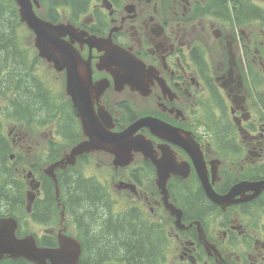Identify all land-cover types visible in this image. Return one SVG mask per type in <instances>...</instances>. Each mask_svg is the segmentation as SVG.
<instances>
[{
  "label": "flooded vegetation",
  "instance_id": "1",
  "mask_svg": "<svg viewBox=\"0 0 264 264\" xmlns=\"http://www.w3.org/2000/svg\"><path fill=\"white\" fill-rule=\"evenodd\" d=\"M65 1L53 0L52 19L56 23L73 25V34L64 38L72 46L75 44L83 57H92L93 84L88 97L104 129L121 131L141 117H154L168 124L181 137L194 138L210 172L215 166L217 168L213 184L220 194L228 193L245 179L257 181L264 177L262 161L255 158H261L264 151V13L245 24V17L250 14L245 12V0L241 23L233 19L237 18L235 9L240 0L235 1L233 10L230 0ZM253 2L264 7V0ZM95 41L99 44L88 43ZM107 43L142 62V74L134 85L119 88L116 79L101 64V57L109 47H105ZM256 73H261L263 78L259 85L251 79L245 80V76ZM57 80L65 88L66 95L64 102L57 99L54 103L61 104L62 108H50L45 113L49 101L36 88L37 83H29V113H25L20 124L13 126L12 134L14 142H23L21 149L26 146L37 149L46 137H53V130L47 131V116H52L55 110L59 121L66 120L64 127L69 139L67 149L58 160L63 157L68 160L73 149L89 140V135L76 115L66 84L59 75ZM102 84L107 87L100 94ZM209 120L213 123L225 120L226 124L220 126L226 128L223 140L219 139L218 131L216 140H209ZM30 121L36 122L35 127ZM257 122L262 129L258 135L249 130ZM137 134L152 141L157 157L160 158L164 150H171L179 168L190 169L187 179L174 174L169 179L171 198L183 209L185 227H177L175 219L167 215L158 190L154 189L156 166L141 152H135L132 162L124 166H115L114 155L104 150L84 153L77 156L74 164H68L67 169L81 166L94 171L92 179L82 185L88 192L83 196L89 203L87 215L100 209L105 218L113 213L134 217L138 214L139 218L147 220L148 215L154 214V218L167 224L168 234L177 243L178 252L169 264H264V235L252 231L248 216L251 201L245 200V190L232 205L213 202L198 185L191 156L172 142V133L158 137L150 128H144ZM245 146L254 150L248 151L253 158L246 154ZM107 168L116 171L115 178L102 174ZM49 180L41 170L36 172L26 167V175L20 181L26 197L20 200L19 206L28 218L31 212L40 219L54 218L61 203L58 197L49 195ZM197 193L206 203L200 218L187 214V201ZM89 194L94 203L90 202ZM257 199H260L257 205L264 207V196ZM62 220L59 225L58 221L55 225H40L45 243L54 244L51 238L63 226L70 233L66 216L64 223ZM201 232L214 249H208L202 242ZM161 248H165V244Z\"/></svg>",
  "mask_w": 264,
  "mask_h": 264
},
{
  "label": "water",
  "instance_id": "2",
  "mask_svg": "<svg viewBox=\"0 0 264 264\" xmlns=\"http://www.w3.org/2000/svg\"><path fill=\"white\" fill-rule=\"evenodd\" d=\"M21 6V16L28 26L36 34L35 44L39 49L42 57L48 61L53 62L57 69H67L68 87H71L75 95V106L78 109L79 116L82 118L84 129L91 136V141L79 145L74 153H83L91 149H107L116 155L117 164H129L132 161L133 153L135 151H143L147 156L152 158L153 162L158 167V185L164 196L166 202L169 198V190L167 188V180L169 170L165 168L171 162L169 159L158 160L154 155L153 148L150 142L143 136L135 137V133L143 128L150 127L152 131L159 133L166 132L169 127H161L162 122L156 118L146 117L142 118L126 130L120 133H111L102 128L98 129L92 121V116L88 112L89 103L85 97L87 88L85 85L91 83V71L83 68L81 57L74 51L61 36L71 33L73 27L66 25H55L52 22L39 18L33 9L31 0H17ZM39 4L38 0H35ZM99 42L96 44L98 45ZM107 53L101 58L103 67L108 68L113 74L116 81L121 84L132 85L137 80L139 68H143V64L132 54L119 47L109 45L106 49ZM84 94V95H83ZM171 132V131H169ZM186 149H192L199 159L196 158V166L203 185L206 188L208 195L219 203H233V197L241 192V190L254 191L250 198H255L260 195L264 186L262 183H240L228 194V197L222 198L214 192L209 183L207 167L205 161L198 151V149L190 144L180 143ZM192 152V151H191ZM193 156L194 153L192 152ZM69 160L66 159L53 166L48 170V173L55 177V168L61 164H67ZM170 212L181 219V212L175 209L171 203H167ZM16 225L13 220H2L0 222V259L4 257L9 258H25L36 264H79L82 254L81 243L68 235L59 234L58 247H39L32 236L19 239L15 235ZM201 240L208 249H214L205 241V236L201 232Z\"/></svg>",
  "mask_w": 264,
  "mask_h": 264
},
{
  "label": "trees",
  "instance_id": "3",
  "mask_svg": "<svg viewBox=\"0 0 264 264\" xmlns=\"http://www.w3.org/2000/svg\"><path fill=\"white\" fill-rule=\"evenodd\" d=\"M242 2L243 0L235 9V15L239 19H241L240 14L243 11ZM248 2V0H245V12L249 11L252 17H257V14L261 15L260 9ZM13 7H15L13 0H0L1 64L10 65L12 57H17L15 55V42L12 41L13 36L17 35V26L14 25L13 21L16 13L13 12ZM13 39H15L16 44L19 42L16 37ZM22 53L24 52L22 51ZM0 156H3V154L0 153ZM71 183L73 181L66 182L65 199L71 203L72 214L80 223L79 229L85 234L82 238L90 240L89 244L84 245L80 264H107L108 262L161 264L164 258V249L161 248V245L166 244L169 239L167 230L163 225L149 221L145 222L139 217H125L119 222L115 219L109 220L104 217V211L102 212L100 209L96 213L93 212V215H87L86 208L89 203L88 199H83V196H87L88 192L82 187L72 188ZM89 200L94 203L92 195H90ZM205 206L206 203L201 194L197 193L196 196L189 197L187 201V214L191 213V215L200 218V211ZM115 223L119 224V227ZM0 264L30 263L22 259H4L0 260Z\"/></svg>",
  "mask_w": 264,
  "mask_h": 264
},
{
  "label": "rangeland",
  "instance_id": "4",
  "mask_svg": "<svg viewBox=\"0 0 264 264\" xmlns=\"http://www.w3.org/2000/svg\"><path fill=\"white\" fill-rule=\"evenodd\" d=\"M38 14L41 17H44L46 14V11L43 9V6L39 9H37ZM17 35L19 36L20 39V46L24 47L27 51L28 58H30V61L33 62L36 52L38 51L34 48V38L33 35L30 34V30L27 28L26 24H22L21 22L19 23V26L17 28ZM43 60V61H42ZM39 60L36 65V73L45 81V83L50 86L53 89V92L57 95L62 96L65 92V88L58 82L57 76L59 75L61 78L64 77L62 74H57L55 73V69L53 65H50L46 60L42 59ZM262 90L264 91V85H262ZM11 100V95H3L0 96V137L2 136L3 139L0 138V148L2 149L3 156L0 158V168L3 172L1 176V181L2 182L4 179L12 178L13 183L11 182V185L13 186V189L15 192L18 191V181L26 175V165L29 164H34L32 168L36 170V164L37 158H40L43 154L44 151L47 149V144L48 143H40L37 149L35 148H29L26 146L24 149H21L20 145L23 144L22 141L16 140L15 142L13 141L14 136L12 134V125L13 122L16 118H19V120L15 121H20L21 118L24 116V113H21L18 109V107H8V104ZM30 125L32 127H35L36 122L35 121H30ZM57 149L59 151H64L65 145L63 144V141L59 138ZM11 155L14 156L13 159H11ZM110 168H107L105 171H102V174L106 175V177L109 178H115L116 175L114 176V173L110 170ZM0 170V174H1ZM86 174H88V171H86ZM4 182V181H3ZM1 187V184H0ZM110 188V187H109ZM111 190V189H110ZM83 196V194H82ZM122 200H124L122 198ZM253 207H255L253 205ZM164 211L161 210V213ZM257 212H261V209L257 208ZM157 215H159L157 213ZM168 215V213H167ZM152 215H148V218H152ZM257 222L261 225L262 229L264 230V218H258ZM256 222L252 220V226L255 228H260L256 224ZM72 231L73 233H77V230L73 224ZM33 230L36 228L33 226ZM174 222L172 221V231L174 232ZM257 230H254L256 233ZM178 252V247L177 243L171 239L170 245L168 246L165 254V261L164 264H169L170 261L172 260L173 256Z\"/></svg>",
  "mask_w": 264,
  "mask_h": 264
}]
</instances>
